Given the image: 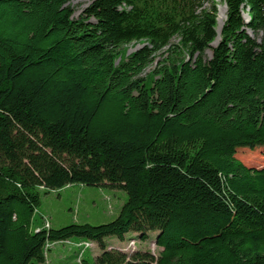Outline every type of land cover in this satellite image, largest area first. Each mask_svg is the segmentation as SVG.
Returning a JSON list of instances; mask_svg holds the SVG:
<instances>
[{"label": "trees", "instance_id": "16d2710c", "mask_svg": "<svg viewBox=\"0 0 264 264\" xmlns=\"http://www.w3.org/2000/svg\"><path fill=\"white\" fill-rule=\"evenodd\" d=\"M72 1L0 0V264L72 237L101 251L75 264H264V166L237 157L264 146V0H223L216 46V0ZM76 183L128 199L99 225L36 218ZM130 231L162 250L109 248Z\"/></svg>", "mask_w": 264, "mask_h": 264}, {"label": "rangeland", "instance_id": "374dc122", "mask_svg": "<svg viewBox=\"0 0 264 264\" xmlns=\"http://www.w3.org/2000/svg\"><path fill=\"white\" fill-rule=\"evenodd\" d=\"M92 1L93 0H73L72 6L75 9L74 16L79 17ZM216 1L218 2L219 17V9L221 7L226 8V5L223 0ZM244 16L247 17L246 15ZM218 27L219 22L217 29ZM142 45L143 43L141 42H132L128 44L124 47L122 55L118 60L126 59L130 53L140 48ZM207 53L211 55V49H209ZM155 65L156 62L148 67L144 75L153 70ZM237 157L250 166L262 167L264 166V146L254 149L240 148L238 149ZM127 199L128 195L126 191L121 188H113L107 185H85L76 183L48 193L42 192L41 204L37 209L36 218L40 219L42 215L47 216L54 228H60L72 223L99 225L115 219L119 215ZM149 234L150 237L147 240H142L138 236V233L130 231L125 234L124 240L116 236H108L106 241L110 249H119L128 254L141 250L150 251L158 255L162 250L155 242L158 231H150ZM77 239V237H72V240L69 242L53 244L50 247L51 250L49 252L48 261L46 263L36 262V264H60V255L63 257L61 259L63 264H75L72 256L76 251L79 252L77 257L78 262H82V258L85 255L89 260H92L93 257L100 254L101 251L97 243L92 241H80L75 243Z\"/></svg>", "mask_w": 264, "mask_h": 264}, {"label": "bare ground", "instance_id": "6f19581e", "mask_svg": "<svg viewBox=\"0 0 264 264\" xmlns=\"http://www.w3.org/2000/svg\"><path fill=\"white\" fill-rule=\"evenodd\" d=\"M226 12H227V8L225 7H221L219 9V17H218V22H219V27H218V35L220 34V30L224 24V20L226 18ZM220 38H218L219 40Z\"/></svg>", "mask_w": 264, "mask_h": 264}, {"label": "water", "instance_id": "95a60500", "mask_svg": "<svg viewBox=\"0 0 264 264\" xmlns=\"http://www.w3.org/2000/svg\"><path fill=\"white\" fill-rule=\"evenodd\" d=\"M248 21V20H247ZM222 29V28H221ZM216 31H217V34H218V29H216ZM220 34H221V30H220ZM220 34L219 35H217V37H216V39L211 43V45L212 46H216L217 44H218V42H219V40H218V38H220ZM144 45V44H143Z\"/></svg>", "mask_w": 264, "mask_h": 264}, {"label": "built area", "instance_id": "2783aa9c", "mask_svg": "<svg viewBox=\"0 0 264 264\" xmlns=\"http://www.w3.org/2000/svg\"><path fill=\"white\" fill-rule=\"evenodd\" d=\"M50 226V224H49V222H47L46 223V227H49ZM40 230V228H37V231H39ZM66 242H69V241H66ZM82 244V243H81ZM53 244H50L49 246L51 247Z\"/></svg>", "mask_w": 264, "mask_h": 264}, {"label": "crops", "instance_id": "0c3cea01", "mask_svg": "<svg viewBox=\"0 0 264 264\" xmlns=\"http://www.w3.org/2000/svg\"><path fill=\"white\" fill-rule=\"evenodd\" d=\"M52 226H53V225H52ZM60 256H61V257H60V261H61V259H62L63 257H62V255H60Z\"/></svg>", "mask_w": 264, "mask_h": 264}]
</instances>
